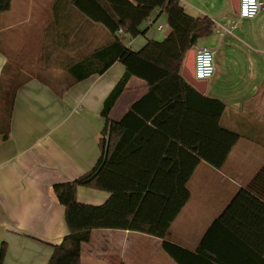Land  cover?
<instances>
[{
	"label": "crops",
	"instance_id": "crops-1",
	"mask_svg": "<svg viewBox=\"0 0 264 264\" xmlns=\"http://www.w3.org/2000/svg\"><path fill=\"white\" fill-rule=\"evenodd\" d=\"M180 2L191 17L208 16L215 24L213 33L198 42L216 51V73L204 94L226 105L222 126L240 140L222 169L199 165L189 182L191 199L167 239L97 229L82 245L81 264H221L217 255L227 264H242L224 236L215 233L206 242L211 256L198 247L264 165V12L243 21L230 0ZM140 29L137 37L119 35L127 49L140 52L171 32L161 8ZM109 40L106 28L75 10L73 0H12L11 10L0 15V76L9 60L23 72L38 73L17 93L10 137L0 136V252L3 244L7 247L3 264H49L54 246L68 234L65 209L51 188L95 168L106 128L104 102L126 72L117 61L105 73L68 87V68ZM148 93L147 82L132 77L111 119L120 121ZM77 196L82 204L101 206L111 195L80 187ZM165 242L180 248L178 260Z\"/></svg>",
	"mask_w": 264,
	"mask_h": 264
},
{
	"label": "trees",
	"instance_id": "trees-1",
	"mask_svg": "<svg viewBox=\"0 0 264 264\" xmlns=\"http://www.w3.org/2000/svg\"><path fill=\"white\" fill-rule=\"evenodd\" d=\"M11 7L12 0H0V15ZM73 7L102 24L110 40L68 68V87L105 73L117 61L126 72L104 102L101 116L106 128L99 138L101 157L95 168L51 188L65 209L68 234L54 246L49 264H81L82 245L97 229L167 239L191 199L189 182L199 165L206 162L222 169L240 140L237 133L222 126L226 105L198 92L181 75L187 53L213 33L215 24L210 17H191L180 0H73ZM156 8L166 12L170 34L162 42H149L140 52L127 49L119 35L142 34L141 25ZM24 73L9 60L0 76V136L5 140L11 134L17 93L30 79ZM132 77L146 81L149 93L120 121H113L111 112ZM56 91L62 94L63 90ZM80 187L111 196L101 206L82 204L77 196ZM215 233L231 244L240 263L264 264V165L211 225L199 252L211 256L206 242ZM164 246L178 260L180 248L169 242ZM6 252L3 244L0 264ZM216 259L227 264L220 255Z\"/></svg>",
	"mask_w": 264,
	"mask_h": 264
},
{
	"label": "clouds",
	"instance_id": "clouds-1",
	"mask_svg": "<svg viewBox=\"0 0 264 264\" xmlns=\"http://www.w3.org/2000/svg\"><path fill=\"white\" fill-rule=\"evenodd\" d=\"M262 5L258 4V0H242L240 15L242 17H250L255 15V10H257ZM214 53L205 51L199 57L201 61V67L198 72V78H210L213 73L212 60Z\"/></svg>",
	"mask_w": 264,
	"mask_h": 264
},
{
	"label": "built area",
	"instance_id": "built-area-1",
	"mask_svg": "<svg viewBox=\"0 0 264 264\" xmlns=\"http://www.w3.org/2000/svg\"><path fill=\"white\" fill-rule=\"evenodd\" d=\"M258 4H260L262 6L259 7L257 10H255V15L250 16V17H242L240 15L242 0H239V13H238V15H239L240 19L243 21L244 20H251V19L256 18L260 13L264 12V0H258ZM119 33H122V31H120ZM193 49L195 51L194 78L198 82L207 83L209 80H211L215 76V73H216V51L212 47H210L209 45H206V44L196 45ZM205 51L214 53L213 60H212L213 73H212V76L210 78L200 79V78H198V72H199V69L201 67V61L199 60V57Z\"/></svg>",
	"mask_w": 264,
	"mask_h": 264
},
{
	"label": "water",
	"instance_id": "water-1",
	"mask_svg": "<svg viewBox=\"0 0 264 264\" xmlns=\"http://www.w3.org/2000/svg\"><path fill=\"white\" fill-rule=\"evenodd\" d=\"M233 11L235 14L239 13V0H230ZM194 65H195V51L191 49L184 60V67H183V76L197 88L201 93H205L207 83L205 82H198L194 78ZM110 139V134L107 136V147L106 152L108 151V143Z\"/></svg>",
	"mask_w": 264,
	"mask_h": 264
},
{
	"label": "rangeland",
	"instance_id": "rangeland-1",
	"mask_svg": "<svg viewBox=\"0 0 264 264\" xmlns=\"http://www.w3.org/2000/svg\"><path fill=\"white\" fill-rule=\"evenodd\" d=\"M206 38H208V37H206ZM200 43H204V42H201V41H200ZM204 44H205V43H204ZM197 45H199V44H197ZM33 67H34V66H33ZM20 69H21V68H20ZM29 69H30V68H29ZM24 75L27 76V77H31V76H33V75H38V73H30V72L28 73V72H25ZM208 92H209V90H208ZM245 161H246V159H245ZM192 188H193V187H192ZM192 223H193V220H191L189 224H192Z\"/></svg>",
	"mask_w": 264,
	"mask_h": 264
}]
</instances>
